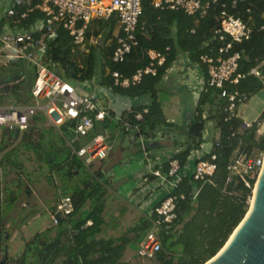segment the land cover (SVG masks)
<instances>
[{
  "label": "trees",
  "instance_id": "16d2710c",
  "mask_svg": "<svg viewBox=\"0 0 264 264\" xmlns=\"http://www.w3.org/2000/svg\"><path fill=\"white\" fill-rule=\"evenodd\" d=\"M233 1H236L234 8L231 7ZM200 2L204 7L208 0ZM36 4L37 1L33 0L30 5L33 7ZM221 5L227 7L228 13L245 21L251 29V35L249 40L233 44L229 51V54L236 52L240 56L236 70V74L240 75L238 82H225L221 88H216L208 84L207 65L200 61V57L216 60L219 56L218 49L222 42L213 30ZM28 8L27 5L17 7V12H26ZM42 17L41 12L34 10L21 23L30 24ZM116 33L122 35L116 15H111L108 20H92L86 27L85 43L80 49L73 45L68 32L58 27L56 40L44 54L43 64L68 83H78L79 86L91 83L94 88L110 89L116 95L132 99L147 96L148 104L134 106L131 111H124L119 116L107 109L102 120L93 119L89 134L81 138V142L79 139L73 144L70 142L74 137L76 120L66 121L56 130L63 145L55 151L46 148L42 132L37 141L31 139L36 125H31L14 143L3 135L0 139V168L4 175L14 171L17 177L13 183L16 191L6 187L9 196L0 215V231L16 203L21 213L20 219L26 220L38 214L32 205L28 206L33 195L31 186L24 184L25 188L22 187L20 170H23V166L18 159L20 151L35 156L40 165L39 171H45L43 181L48 188L53 187L51 184L56 173L63 174L57 180L63 184H68L75 173L78 174L82 169L88 174L80 187L68 195L73 201V212L69 215L57 214L56 224L51 222L50 227L25 242L22 259H16V264H121L125 251L128 248L135 250L149 230L150 222L144 218L117 238L104 239L99 236L105 222L102 216L103 198L108 185L102 181L106 171L104 163L101 161L103 164L88 173L87 167L70 150V147L89 142L95 135L103 136L108 143L117 137L126 138L134 148V154L141 153L142 147L145 151L150 150L153 142L158 143L161 138L171 140V135L183 137L184 142L179 144L178 150L170 158L177 160L183 169L189 165L190 153L200 149L204 142L202 132L208 122L212 123V131L218 134V139L212 140L211 154L215 155L213 175L197 182L186 170L173 191V194L184 195V199L177 206L176 220L168 227L163 226L159 232L161 247L154 257L159 264H204L223 247L249 209L247 199L252 194L251 189L246 188L239 178L227 182V166L239 145L243 151H263L264 137L255 138L258 129L256 122L249 128H242V119L226 110L227 101L220 93L224 91L234 95L238 107L243 100L249 101L264 90V0H217L216 3L209 2L204 14L198 12L194 15L182 10L157 9L149 0H142L141 15L134 33L136 45L121 62L113 61L117 46ZM90 38L96 39L95 43H89ZM149 50L164 57L161 65L154 64L155 75L144 74L138 84L127 87L115 85L113 73L120 76L119 81L131 80L138 70L149 66ZM181 58L198 68L205 86L196 95L191 113L186 115L181 124H175L168 122L163 114L160 93L164 78ZM253 69H256L259 77L251 73ZM34 79L35 66H27L23 60L0 64V106H31L29 89ZM137 114H140V119H136ZM257 120L264 121V109ZM202 160H210V155L204 156ZM167 169L166 160L161 171L166 172ZM33 186L36 187L35 184ZM196 189L199 192L194 196ZM53 192V205L51 201L47 204L51 214L63 197L57 185H54ZM21 197L25 199L24 202L20 200ZM89 203V208L84 210V205ZM82 210L85 211L83 215ZM7 241L1 239V244ZM8 261L6 259L4 264Z\"/></svg>",
  "mask_w": 264,
  "mask_h": 264
},
{
  "label": "built area",
  "instance_id": "2783aa9c",
  "mask_svg": "<svg viewBox=\"0 0 264 264\" xmlns=\"http://www.w3.org/2000/svg\"><path fill=\"white\" fill-rule=\"evenodd\" d=\"M32 1L0 0V58L5 59V62L1 65H6L13 60H23L27 66H35V79L29 89L32 104L35 103V106L32 104L31 106L20 107L0 106V139L2 135L5 136L3 130H18L16 138L5 136L10 142H16L31 125L37 124L35 112L38 111L46 121V124L55 129H58L66 121L76 120L73 129L74 137L70 142L73 144L89 134L93 128V119L102 120L107 114L106 110L108 108L105 107L104 98L102 99V95L97 89L103 93L105 92V94L113 92L102 87L94 88L91 83H82L79 87L74 88L43 64L44 54L50 50L52 43L56 40L58 27H62L68 32L74 46L83 49L85 30L88 23L92 20H108L111 15H116L121 25L122 35L115 34L117 36V46L113 52V61L121 62L131 48L136 45L134 33L138 18L141 15L142 0H36L37 4L33 7L31 6ZM149 1L154 8L182 10L188 15H194L198 12L204 14L209 2H217V0H208V3L203 7L200 0ZM24 5L29 7L28 10L18 14L17 7ZM235 6L236 1H233L231 7L234 8ZM34 10L41 12L43 17L30 24L22 25L21 21L25 20L28 13ZM216 22L213 33L222 42V46L218 49L219 56L216 60L202 56L200 61L207 65L208 84L221 88L225 82H238L240 75L236 74V70L240 56L236 52L229 54V51L232 49L233 44H241L249 40L251 29L241 18L228 13L225 5H221V11L216 17ZM95 41L96 39L90 38L89 43L93 44ZM147 55L150 59L149 66L143 70H138L131 80L123 79L119 81L120 76L117 73H113L115 85L127 87L130 84H138L144 74L155 75L154 64L161 65L164 62V57L162 54L152 50H149ZM224 55L226 57H223ZM184 64L187 70L195 69V66L190 65L185 59ZM251 73L259 77L256 69H253ZM204 86L205 82L202 76L195 94L197 95L201 92ZM258 94L263 96L264 103V90ZM220 96L226 99L228 104L226 110L232 116L238 117V107L248 103V100H243L236 107L234 95H228L221 91ZM119 97L122 96L116 95V98ZM128 100L134 102L138 99L128 98ZM137 105L139 104L128 105L124 111L129 112L132 107ZM135 117L140 119V114ZM253 122L257 123V128L264 135V121L260 122L256 119ZM252 125L253 123L243 121L242 128H249ZM207 126H212V123L208 122ZM208 136V129L206 130L205 128L202 132V140H206ZM217 139L218 134L214 141ZM140 142L144 146L141 139ZM206 145L209 147L207 152H202V147L200 146L201 149L190 153L188 161L189 164L192 162L191 169H188L189 165L182 169L177 160L169 158L166 172H162L161 167L148 170V174L166 191L165 195L153 207L148 218H146L150 222V228L136 246L135 256L137 258H154L155 254L160 250L159 232L163 226L168 227L176 220L177 206L184 199V195L173 194V191L178 187L186 170L190 171L193 181L197 182L206 180L213 175L215 171V164L213 163L215 155L211 154L213 143L212 141L206 142ZM72 148L73 153L83 162L84 166L103 161L108 154V146L101 135H95L89 142ZM142 153L146 155L144 147H142ZM207 155H210V160H202ZM263 162L264 150L251 149L243 151L239 145L227 166V171L229 172V176L226 179L227 182L230 179L239 178L246 188L251 189L252 194L247 199L249 206ZM198 192L199 189L194 190V196ZM73 210L74 205L70 197L60 198L55 212L50 213L52 224L57 223L55 217L57 214L69 215ZM87 225H90V223H87ZM7 238L5 239L7 240Z\"/></svg>",
  "mask_w": 264,
  "mask_h": 264
},
{
  "label": "crops",
  "instance_id": "0c3cea01",
  "mask_svg": "<svg viewBox=\"0 0 264 264\" xmlns=\"http://www.w3.org/2000/svg\"><path fill=\"white\" fill-rule=\"evenodd\" d=\"M201 77L202 76L198 68H192L191 71L190 69L187 70V67L184 64V59L181 58L167 73L162 84L166 86L168 91L178 93L180 98L182 97L183 99H191L194 107L196 100L195 91ZM97 91L100 93V95H102V99L104 98L103 103L105 107L114 112L116 116H119L128 105H146L149 103V99L147 96H143L137 101L132 102L131 100H128V98H116V95L111 92L105 94V92L103 93L99 89H97ZM258 102L260 103L261 107L259 108V112L256 114V116H258L259 118L264 109L263 99L258 100ZM186 115L187 114L185 113L182 115V121L186 117ZM165 118L168 122L179 124L174 122L170 118ZM205 128L206 130L208 129L209 136L206 140H204L202 146L200 145L202 147V149L200 148L202 152H207L209 148L206 145V142H211L217 137V133L212 131V126H207L206 124ZM171 136V140L167 139V137H164L159 139L160 141L158 143L153 142L152 148L146 151V155H144V153L142 152L134 154V148L132 147L128 139L117 137L109 143L106 142L108 146V154L107 157L102 161L104 164L100 161L86 166L88 173H92V170L97 169L101 164L104 165V169L106 170L104 172V177L102 178V181L108 185L105 188V195L103 198L104 212L102 216L105 222L99 234L101 238H117L118 236L125 233V227L122 228V220L127 218L125 216L126 214L129 215V217L135 218V221H132L133 223L138 222L141 219L148 218L149 213L151 212L153 207L165 195V188L159 186L158 182L154 178H151V176L148 174V170L150 168L162 167L165 161L171 158L172 155L178 150L179 144H182V142H184L183 137H177V135ZM172 140L175 141L173 142ZM191 167L192 162L189 164L188 169H191ZM52 201L53 199L51 200V205H53ZM118 204L121 207L120 209H118ZM88 207L89 205L87 204V208ZM1 212L2 209L0 211V215ZM19 216H21V213L15 216L17 221L20 220ZM36 216L37 214L34 217ZM9 218L11 217L9 216ZM8 219L6 222L9 225L10 219ZM12 223L15 222L13 221ZM43 230H40L36 233H39ZM32 236H30L29 239H31ZM29 239L24 242H27ZM5 244H7V242ZM17 245L18 244H16V246ZM8 246V254L10 253L11 255H13V257L16 256L17 249L13 250L12 248L13 251L11 250L9 252L10 245ZM1 250L2 249L0 246V255ZM129 251H131L129 248L125 251L121 262H123V258ZM11 252L14 254H12ZM132 252V256L136 257L135 250H133ZM126 261L127 260H125V262Z\"/></svg>",
  "mask_w": 264,
  "mask_h": 264
},
{
  "label": "rangeland",
  "instance_id": "374dc122",
  "mask_svg": "<svg viewBox=\"0 0 264 264\" xmlns=\"http://www.w3.org/2000/svg\"><path fill=\"white\" fill-rule=\"evenodd\" d=\"M3 62H5V59L0 58V64H2ZM70 84L74 88L79 87L78 83H70ZM161 85H163V87L160 93V99L162 102V111H163L164 116L172 119L176 123L181 124L182 115L184 113L190 114L192 111V108H193L192 100L183 99L182 97L180 98L178 93L168 91V89L166 88L164 84H161ZM261 99H263L261 95H256L252 99H250L245 106L240 105L237 111L238 117L240 119L243 118L242 121L253 123V121H255L258 118L256 114L259 112V108L261 107L258 100H261ZM258 104H259V107H258ZM3 105H7V104H3ZM32 105L35 106V103H33ZM263 106H264V103H263ZM35 117L37 119V124H36L37 128L33 130V137H31V139H33L34 141H37L40 137L39 134H41L42 132L43 137H45L46 139L45 146L47 149L55 151L58 148H62V145H63L62 138L56 131L57 129L47 125L46 121L44 120L42 115L39 114L38 111L35 112ZM252 119H255V120H252ZM257 130L258 131L256 132L255 138H260L261 136L264 137V135L261 134L262 131L260 129H257ZM81 141L82 139L80 140V142ZM70 150L72 151V147H70ZM18 159L20 160L23 166V170L22 171L20 170V174L23 176L21 180L22 187L24 184L29 185L31 186V190L33 192V195L30 197V200H29L30 204L28 206L32 205L34 209L38 211V214L36 217L33 216L34 218L31 217L26 220L20 219L17 221L15 216L20 213L18 204L16 203V205L10 209V213L8 215L11 217V219L13 218L11 221L12 222L14 221L15 223H12L11 221H9L10 222L9 225L7 223L4 224V227L2 228L0 233L4 235V239H5V235L6 234L8 235L7 244H4V243L3 244L4 246L10 245L9 252L13 248V250L17 249L16 250L17 253H16V256L13 257V255H11L10 253L8 254V248H7V258L6 259L9 260L7 264H16L15 260L13 259H20V258L22 259V252L24 250V244H23L24 241L29 239L30 236H32L36 232L50 227L51 219H50V212L48 211L47 204H48V201L52 200V194L54 193L53 192L54 185L58 186V189L62 193V196L65 197V196L70 195L74 191L75 188L80 187L81 183L87 179V175H88L87 172L82 169L78 174L75 173L73 179L70 180L68 184H63L57 181L58 176L63 175L62 173L59 172V173L54 174V183L51 184L53 187L48 188L45 185V182L43 181V179L45 178V174H44L45 171H42V172L41 170L39 171L40 165L38 164V162H36L35 156L33 154L29 152L27 153L25 151H20L18 155ZM16 181H17V177L14 171H11L7 173L6 175H4V171L2 167L0 168V211L1 209L3 211L5 209V205L7 204L6 203L7 196H9V194L6 192L7 191L6 187L12 188L13 190L16 191V186L13 184ZM32 182L34 183L32 184ZM34 184L36 185V187L33 186ZM20 200L24 202L25 199L21 197ZM88 205H90V203ZM28 206L26 207V209L29 208ZM117 206H118V209L121 208L119 204ZM88 208H87V204H85L84 210H87ZM84 210L81 211L82 215L85 212ZM125 216L127 218L122 220V228L125 227V232H126L131 227H134L137 224V222L133 223L135 221L134 217H129V215L127 214ZM16 244L18 245L16 246ZM129 249L131 251L126 253V256L123 258V262H121V264H159L155 260V258L142 259V258L134 257L132 256L133 249L132 248H129ZM0 256H1L0 257V261H1L3 259L2 251H1ZM125 260L127 261L125 262Z\"/></svg>",
  "mask_w": 264,
  "mask_h": 264
},
{
  "label": "water",
  "instance_id": "95a60500",
  "mask_svg": "<svg viewBox=\"0 0 264 264\" xmlns=\"http://www.w3.org/2000/svg\"><path fill=\"white\" fill-rule=\"evenodd\" d=\"M3 134L16 138L18 130L5 129ZM6 258L7 246H4L0 264H4ZM204 264H264V162L249 209L223 247Z\"/></svg>",
  "mask_w": 264,
  "mask_h": 264
},
{
  "label": "flooded vegetation",
  "instance_id": "af4514ba",
  "mask_svg": "<svg viewBox=\"0 0 264 264\" xmlns=\"http://www.w3.org/2000/svg\"><path fill=\"white\" fill-rule=\"evenodd\" d=\"M1 239H4V235H2V236L0 235V246H1V249H2L1 251L3 253L4 244H1Z\"/></svg>",
  "mask_w": 264,
  "mask_h": 264
}]
</instances>
